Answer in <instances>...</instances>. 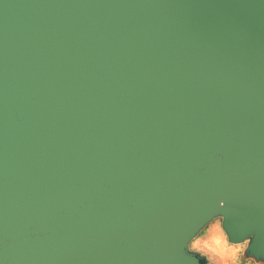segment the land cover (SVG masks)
Here are the masks:
<instances>
[{"label":"water","instance_id":"water-1","mask_svg":"<svg viewBox=\"0 0 264 264\" xmlns=\"http://www.w3.org/2000/svg\"><path fill=\"white\" fill-rule=\"evenodd\" d=\"M264 264V0H0V264Z\"/></svg>","mask_w":264,"mask_h":264},{"label":"rangeland","instance_id":"rangeland-1","mask_svg":"<svg viewBox=\"0 0 264 264\" xmlns=\"http://www.w3.org/2000/svg\"><path fill=\"white\" fill-rule=\"evenodd\" d=\"M245 247V242L233 244L227 240L220 218L210 221L189 245L206 258V264H256L244 257Z\"/></svg>","mask_w":264,"mask_h":264}]
</instances>
